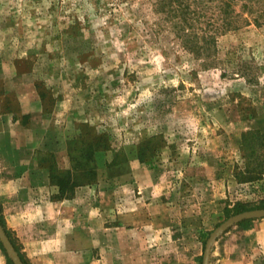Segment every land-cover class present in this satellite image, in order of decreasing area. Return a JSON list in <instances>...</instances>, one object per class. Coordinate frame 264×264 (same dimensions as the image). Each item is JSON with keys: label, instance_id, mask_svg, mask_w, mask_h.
I'll return each mask as SVG.
<instances>
[{"label": "rangeland", "instance_id": "1", "mask_svg": "<svg viewBox=\"0 0 264 264\" xmlns=\"http://www.w3.org/2000/svg\"><path fill=\"white\" fill-rule=\"evenodd\" d=\"M192 3L201 16L189 21L176 0H0L8 88L30 101L41 92L62 141L110 144L87 194L103 264H203L218 227L264 209V176H238L244 133L264 132V0H238L220 29L217 0ZM147 140L158 153L142 163ZM16 219L7 229L24 263L58 264L42 243L50 234L14 230ZM263 221L230 227L211 264L230 233ZM0 264H15L1 239ZM239 264H264V244Z\"/></svg>", "mask_w": 264, "mask_h": 264}, {"label": "crops", "instance_id": "2", "mask_svg": "<svg viewBox=\"0 0 264 264\" xmlns=\"http://www.w3.org/2000/svg\"><path fill=\"white\" fill-rule=\"evenodd\" d=\"M11 90L0 70V207L5 208L7 228L11 230L10 219L19 217L22 226L14 230L48 232L42 243L52 250L49 254L60 257L58 264H103L94 260L95 248L106 247L93 241L87 196L92 186L63 196L52 180L51 162L60 170L71 169L69 139L61 140L41 92L30 101L22 89ZM255 243L264 244V221L224 238L219 264H239Z\"/></svg>", "mask_w": 264, "mask_h": 264}, {"label": "trees", "instance_id": "3", "mask_svg": "<svg viewBox=\"0 0 264 264\" xmlns=\"http://www.w3.org/2000/svg\"><path fill=\"white\" fill-rule=\"evenodd\" d=\"M163 1V0H161ZM181 1V14L184 16L191 15L190 18L196 19L201 16V11L197 7H192V2L197 6H202L201 10L208 8L209 1L212 0H176ZM216 1V0H215ZM219 9V25L217 28L231 27L233 21L229 18L230 9L238 0H217ZM261 0H245L246 7L254 6L253 3ZM178 12V10H177ZM264 12V11H263ZM153 140H147L142 143L138 149V158L140 162H148L157 157L158 150L153 147ZM67 152L70 157L71 169L60 170L56 163L51 162L52 180L59 184L63 196H72L75 189L81 186H93L100 181V171L97 162V156L102 151L110 150V144L107 137L98 136L92 138H74L69 139L66 145ZM242 151L245 159V170L240 172L238 176L244 175L250 179L260 178L264 176V132L249 131L244 133L242 142ZM118 159V155L115 160ZM0 220L5 227L8 235L6 222L2 216ZM3 247V245H2ZM22 256V254L20 253ZM23 258V256H22Z\"/></svg>", "mask_w": 264, "mask_h": 264}, {"label": "water", "instance_id": "4", "mask_svg": "<svg viewBox=\"0 0 264 264\" xmlns=\"http://www.w3.org/2000/svg\"><path fill=\"white\" fill-rule=\"evenodd\" d=\"M254 218H264V209H255V210L243 212L241 214H238L230 218L229 220L224 222L220 227H218L212 233V235L210 236L207 242L203 264H211V257H212V250L214 243L224 232H226L230 227L244 220L254 219ZM0 239L3 242L4 246L6 247L7 251L9 252L15 264H25L16 246L14 245L12 239L10 238L5 227L3 226L1 220H0Z\"/></svg>", "mask_w": 264, "mask_h": 264}]
</instances>
